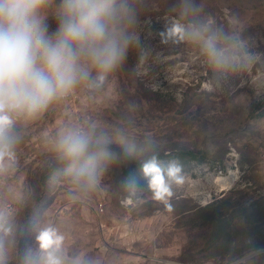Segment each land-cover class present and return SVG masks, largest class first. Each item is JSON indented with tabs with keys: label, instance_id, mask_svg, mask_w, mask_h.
Masks as SVG:
<instances>
[{
	"label": "rangeland",
	"instance_id": "1",
	"mask_svg": "<svg viewBox=\"0 0 264 264\" xmlns=\"http://www.w3.org/2000/svg\"><path fill=\"white\" fill-rule=\"evenodd\" d=\"M58 3L44 9L50 32ZM121 4L114 26L133 38L126 62L101 87L83 82L42 115L16 118L18 142L0 158L5 264L38 252L49 226L64 237V264H264V0ZM193 29L219 34L223 66L185 34ZM69 125L117 156L95 190L83 191L58 158L57 133ZM152 156L184 175L163 202L132 164Z\"/></svg>",
	"mask_w": 264,
	"mask_h": 264
},
{
	"label": "clouds",
	"instance_id": "2",
	"mask_svg": "<svg viewBox=\"0 0 264 264\" xmlns=\"http://www.w3.org/2000/svg\"><path fill=\"white\" fill-rule=\"evenodd\" d=\"M50 2L0 0V158L11 156L18 142L17 117L42 115L83 82L90 88L101 87L132 51L133 38L114 26L118 14L125 10L117 0H59L57 27L52 32L44 12ZM185 34L203 41V51L217 67L224 65L218 33L205 36L193 29ZM231 39L239 44L238 37ZM55 150L66 173L83 191L95 190L106 165L117 158L102 138L70 125L58 131ZM142 171L148 179L146 188L159 202L173 195V182L179 185L184 181L179 163L164 167L156 156L143 162ZM0 230L10 231L3 214ZM63 239L55 228H44L37 236L39 251H27L24 264H64L58 255ZM0 264H5L2 253ZM72 264L83 262L76 259Z\"/></svg>",
	"mask_w": 264,
	"mask_h": 264
},
{
	"label": "bare ground",
	"instance_id": "3",
	"mask_svg": "<svg viewBox=\"0 0 264 264\" xmlns=\"http://www.w3.org/2000/svg\"><path fill=\"white\" fill-rule=\"evenodd\" d=\"M215 182L220 186V187H226L227 185L230 184L231 182V176L226 175V176H218L215 179Z\"/></svg>",
	"mask_w": 264,
	"mask_h": 264
},
{
	"label": "trees",
	"instance_id": "4",
	"mask_svg": "<svg viewBox=\"0 0 264 264\" xmlns=\"http://www.w3.org/2000/svg\"><path fill=\"white\" fill-rule=\"evenodd\" d=\"M130 160H131V158H130L129 156H126V161L130 162ZM132 164L135 165L134 168H136V169H138V168L141 169L143 163H141V162L136 163V161H133Z\"/></svg>",
	"mask_w": 264,
	"mask_h": 264
}]
</instances>
